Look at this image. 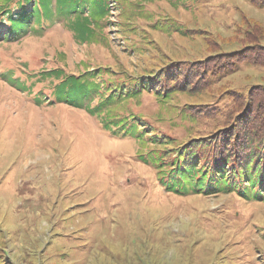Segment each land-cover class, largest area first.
Instances as JSON below:
<instances>
[{
	"label": "rangeland",
	"instance_id": "1",
	"mask_svg": "<svg viewBox=\"0 0 264 264\" xmlns=\"http://www.w3.org/2000/svg\"><path fill=\"white\" fill-rule=\"evenodd\" d=\"M219 1L214 18L200 10L186 17L191 19L187 26L226 38L231 35L226 27L238 23L241 13L264 26V2L255 7L246 0ZM160 5L164 15L181 19L180 11ZM214 6L205 11L213 13ZM109 29L107 40L89 46L75 43L63 22L40 36L0 43V264H264V202L243 203L232 194L193 197L186 189L182 195L165 193L158 171L140 157L161 150L159 142L113 138L102 129L101 119L83 110L35 104L40 92L50 93L38 77L51 68L65 66L67 73H77L85 65L108 66L142 75L164 65L156 62L188 53L198 59L208 50L201 38L173 35L157 38L158 51L152 46L133 51L116 27ZM238 72L214 90L174 100L194 106L195 127L202 121L218 122L233 104L215 102L214 96L225 88L245 91L264 76L251 69ZM7 74L37 81L24 93L4 81ZM143 97L132 108L145 132H164L169 140L178 139V146L188 140L182 130L186 115L175 112L173 103L163 108ZM195 103L202 104L199 110ZM205 110L207 118H198ZM77 122L83 129L70 137ZM168 125L176 135L166 130ZM220 133L216 131V138ZM167 152L159 154L165 157Z\"/></svg>",
	"mask_w": 264,
	"mask_h": 264
},
{
	"label": "trees",
	"instance_id": "2",
	"mask_svg": "<svg viewBox=\"0 0 264 264\" xmlns=\"http://www.w3.org/2000/svg\"><path fill=\"white\" fill-rule=\"evenodd\" d=\"M246 1L255 7H261L264 2ZM219 2L0 0V39L16 42L28 34L41 35L56 20L64 22L75 43L83 46L97 44L98 39L107 40L112 25L126 47L133 51L136 47L145 51L148 46L158 51L160 44L157 38L161 37L201 38L208 49L204 56L196 59L189 57L188 53L181 59L156 62L155 65H164L153 73L129 74L108 66L91 70L86 65L83 71L67 73L59 58L64 67H56L42 76L51 79L50 97L53 103L83 109L90 116H100L105 126L124 137L129 136L140 142L147 140L153 145L159 142L161 150L150 152L145 163L159 171L167 169L163 184L168 191L182 195L185 191L181 190L186 189L190 196L209 198L232 194L243 203L264 201V76L249 84L245 91L222 89L214 100L223 103L228 100L233 104L228 116L223 115L218 122L202 121L200 127L194 125L197 120L193 121L197 118L192 108L194 106H180L174 100L181 95L194 98L195 94L207 89L214 90L226 78L240 73L238 70L251 69L264 74V26L247 14L239 13V22L226 27L225 32H231L226 38L211 34L207 29L187 26L191 19L186 17H192L200 10L205 17L210 15L214 18ZM159 3L180 11L181 19L164 15ZM212 3L215 4L214 11L209 14L213 9L205 10ZM137 38L142 41L141 45L137 44ZM222 45L229 49H223ZM60 57L63 55L60 54ZM142 97L151 98L163 108L166 103H173L175 112L178 111L182 117L186 115V127L182 130L184 135H189L188 140L178 146V139L173 142L164 132L151 136L145 132L138 114L132 108ZM130 102L134 104L130 105ZM194 105L197 110L202 106L201 103ZM116 107H119L118 112L115 111ZM183 107H187L188 112ZM126 109L129 110L125 112ZM217 111L223 113L218 106ZM205 113L206 110L199 111L198 118H207ZM166 127L175 134L174 127ZM150 130L153 131V126H150ZM217 130H221V133L216 138ZM184 139H187L186 136ZM159 151L170 153L165 155L166 161L162 159L158 164L154 158L163 155ZM204 151L206 153H202ZM161 158L165 159L163 156ZM261 235L264 241V232Z\"/></svg>",
	"mask_w": 264,
	"mask_h": 264
}]
</instances>
